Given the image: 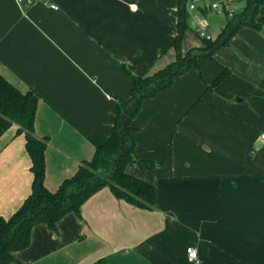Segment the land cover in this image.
Returning a JSON list of instances; mask_svg holds the SVG:
<instances>
[{
  "label": "crops",
  "instance_id": "obj_1",
  "mask_svg": "<svg viewBox=\"0 0 264 264\" xmlns=\"http://www.w3.org/2000/svg\"><path fill=\"white\" fill-rule=\"evenodd\" d=\"M0 0V73L40 96L35 123L48 137L45 184L56 191L93 158L91 135L109 136L132 76L176 59L178 0ZM59 7L54 10L51 5ZM238 5V12L242 11ZM137 5V9H132ZM211 39L225 15H207ZM213 57L148 98L134 119L137 158L128 173L155 186L154 209L109 188L58 224L33 229L18 264H264V9ZM205 47L192 29L182 49ZM231 75L209 89L222 69ZM0 138V216L32 192L26 138Z\"/></svg>",
  "mask_w": 264,
  "mask_h": 264
},
{
  "label": "trees",
  "instance_id": "obj_2",
  "mask_svg": "<svg viewBox=\"0 0 264 264\" xmlns=\"http://www.w3.org/2000/svg\"><path fill=\"white\" fill-rule=\"evenodd\" d=\"M188 1L178 0V35L172 45L176 59L151 74L132 76L130 95L119 100L111 135L89 136L95 146L93 158L83 162L56 191H51L45 184V152L49 138L38 137L35 132L40 96L33 90L21 91L0 73V138L12 126L18 127L17 133L26 138L34 176L32 192L21 207L9 218L0 216V264H18L17 254L29 248L36 226L44 224L57 230L59 222L67 215L81 216L86 201L104 188L136 207L154 209L155 186L127 171V165L137 158L134 119L144 101L171 87L176 77L199 68L201 58L213 57L217 50L229 45L243 26L261 29L257 18L263 14L264 0H246L242 11L233 17L227 16L228 22L216 39L202 38L205 47L184 52L182 41L187 29L191 28ZM230 75V70L224 67L209 89Z\"/></svg>",
  "mask_w": 264,
  "mask_h": 264
},
{
  "label": "built area",
  "instance_id": "obj_3",
  "mask_svg": "<svg viewBox=\"0 0 264 264\" xmlns=\"http://www.w3.org/2000/svg\"><path fill=\"white\" fill-rule=\"evenodd\" d=\"M19 2L28 8L40 2L48 3L47 0H19ZM240 3H246V0H189L187 2V10L190 15V29L200 38L211 39L207 15L209 13H217L233 17L238 13V4ZM51 8L59 10V7L54 4L51 5ZM132 9L136 10L137 5H133ZM261 141L264 143V134L261 135ZM187 257L190 263L198 264L199 254L197 248L189 247L187 249Z\"/></svg>",
  "mask_w": 264,
  "mask_h": 264
},
{
  "label": "rangeland",
  "instance_id": "obj_4",
  "mask_svg": "<svg viewBox=\"0 0 264 264\" xmlns=\"http://www.w3.org/2000/svg\"><path fill=\"white\" fill-rule=\"evenodd\" d=\"M238 5H239V7H242L243 6V4H238ZM196 69L200 70V68H196Z\"/></svg>",
  "mask_w": 264,
  "mask_h": 264
}]
</instances>
